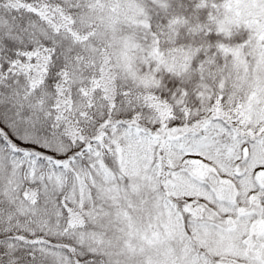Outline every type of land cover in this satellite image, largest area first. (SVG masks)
Returning a JSON list of instances; mask_svg holds the SVG:
<instances>
[{
    "label": "snow or ice",
    "instance_id": "obj_1",
    "mask_svg": "<svg viewBox=\"0 0 264 264\" xmlns=\"http://www.w3.org/2000/svg\"><path fill=\"white\" fill-rule=\"evenodd\" d=\"M0 264H264V0H0Z\"/></svg>",
    "mask_w": 264,
    "mask_h": 264
}]
</instances>
